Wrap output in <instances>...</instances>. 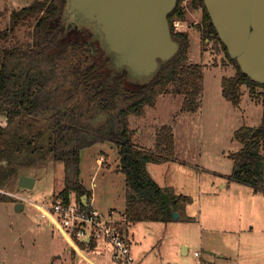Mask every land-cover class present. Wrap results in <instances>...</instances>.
<instances>
[{"label": "trees", "instance_id": "obj_1", "mask_svg": "<svg viewBox=\"0 0 264 264\" xmlns=\"http://www.w3.org/2000/svg\"><path fill=\"white\" fill-rule=\"evenodd\" d=\"M181 1L169 14L179 50L149 76H135L128 67H119L116 54L92 27L83 29L85 24L80 22L70 27L65 19L68 0H35L12 12L8 27L0 29V41L8 40L22 24L34 25L30 43L0 50V189L25 168L55 161L65 169L64 187L57 198L68 203L73 195L83 202L90 192L80 179L82 151L111 143L118 149L119 171L126 176V222L174 220L177 202H190V197L170 195L148 169L151 162L176 159L173 127L159 129L154 148L147 150L134 143L130 118L144 115L166 94L183 96V112L195 113L201 107L205 72L190 58L189 33L177 30L176 20L186 17ZM191 4L202 10L199 29L204 40L220 43L236 66L234 75L222 79L225 99L239 107L244 85L258 99L255 88L264 84L252 80L231 58L204 0H191ZM261 96L260 125L244 124L234 133L241 148L230 154L234 162L230 178L264 193ZM95 246L92 243L89 249Z\"/></svg>", "mask_w": 264, "mask_h": 264}, {"label": "rangeland", "instance_id": "obj_2", "mask_svg": "<svg viewBox=\"0 0 264 264\" xmlns=\"http://www.w3.org/2000/svg\"><path fill=\"white\" fill-rule=\"evenodd\" d=\"M34 1L0 0V29L8 27L14 10ZM181 5L186 17L176 20L177 30L189 33L190 58L202 64L205 72L201 107L195 113L183 112V96L161 95L155 107H147L142 116H131L130 122L135 131L134 143L147 150L154 148L159 129L173 127L176 159L151 162L149 167L167 193L189 196L191 200L177 202L180 217L170 223L137 222L124 227V232L128 230L132 253L139 264H196L198 260L203 264H264V193L233 181V160L229 159L241 148L234 138L235 131L244 124L261 123L264 88L256 86V99L249 86H242L239 107L227 101L222 79L234 75L236 66L220 43L204 40L199 29L202 10L194 8L191 0H182ZM33 25H20L8 40L0 41V50L30 43ZM90 26L86 24L83 29ZM119 166L118 149L111 143L82 151L80 179L90 192L91 202L102 213L112 212L122 218L126 176ZM22 175L36 179L32 189L19 185ZM64 176V165L49 161L25 168L11 184L0 189V264H117L111 247L104 242L92 250L81 249L42 220L27 202L22 211H16L21 201L5 193L42 203L60 193ZM183 246L188 248L187 254ZM196 251L200 258L195 257Z\"/></svg>", "mask_w": 264, "mask_h": 264}, {"label": "water", "instance_id": "obj_3", "mask_svg": "<svg viewBox=\"0 0 264 264\" xmlns=\"http://www.w3.org/2000/svg\"><path fill=\"white\" fill-rule=\"evenodd\" d=\"M179 0H68L69 14L95 24L97 35L115 53L119 67L135 76H149L161 61L179 50L173 38L169 14ZM220 39L242 72L264 84V0H204ZM36 179L27 175L19 185L32 189ZM84 204H89L87 195ZM23 202L16 204L22 211ZM180 217L176 211L173 219ZM186 250V246L184 247Z\"/></svg>", "mask_w": 264, "mask_h": 264}, {"label": "built area", "instance_id": "obj_4", "mask_svg": "<svg viewBox=\"0 0 264 264\" xmlns=\"http://www.w3.org/2000/svg\"><path fill=\"white\" fill-rule=\"evenodd\" d=\"M3 192V190H0ZM17 197L21 202L35 207L40 214V218L60 230L63 236L69 238L76 246L82 249H89L92 243L96 246L99 242H104L112 249V259L117 264H139L131 249L124 227L126 219L115 216L112 212L102 213L92 205L80 202L75 196H71L70 202L53 196L49 200L37 203L5 192ZM123 215V214H122ZM128 223V222H127ZM95 246V247H96ZM196 258H200V252L194 253ZM196 264H203L198 260Z\"/></svg>", "mask_w": 264, "mask_h": 264}, {"label": "crops", "instance_id": "obj_5", "mask_svg": "<svg viewBox=\"0 0 264 264\" xmlns=\"http://www.w3.org/2000/svg\"><path fill=\"white\" fill-rule=\"evenodd\" d=\"M223 97H224V96H223ZM224 98H225V97H224ZM227 101H228V100H227ZM231 104H232V103H231ZM232 105H233V104H232ZM233 106H234V105H233ZM236 143H237V142H236ZM238 144H239V143H238ZM239 146H240V145H239ZM176 147H177V143H176ZM236 147H237V146H236ZM237 148H238V147H237ZM237 150H239V149H237ZM229 159H231L230 156H229ZM98 161H99V163H101V160L98 159ZM231 161H232V159H231ZM176 163H177V162H176ZM233 166H234V162H233ZM148 169H149V172L151 173L149 165H148ZM151 175H152V173H151ZM27 176H29V175H27ZM152 176H153V175H152ZM153 178H154V176H153ZM154 179H155V178H154ZM233 181H234V180H233ZM223 186H225V185H223ZM87 201H88V203H89L90 205H92L93 207H95V206L93 205V203L91 202L90 197H89V199H87ZM125 208H126V200H125ZM124 211H125V209H124ZM124 211H123V212H124ZM123 212H121V213L123 214ZM143 222H144V221H143ZM136 223H137V222H136ZM169 223H170V222H169ZM130 224H133V223H130V222L127 223V222H126V224H125V228H126V227L128 228V227L130 226ZM125 233H126V236H127V239H128V238H129V237H128V235H129V234H128V230L125 231ZM128 241H129V243H130V245H131V248H132V244H131L130 240H128ZM98 245H99V244H98ZM98 245H97V246H98ZM97 246H96V247H97ZM96 247H95V248H96ZM184 247H185V246H183V248H184ZM184 250H185V248H184ZM187 252H188V248H186V250H185V254H187ZM82 255H83V254H82ZM161 264H163V263H161ZM173 264H178V263L175 261Z\"/></svg>", "mask_w": 264, "mask_h": 264}, {"label": "flooded vegetation", "instance_id": "obj_6", "mask_svg": "<svg viewBox=\"0 0 264 264\" xmlns=\"http://www.w3.org/2000/svg\"><path fill=\"white\" fill-rule=\"evenodd\" d=\"M65 19L68 21V25L70 27L75 25V24H78L77 22H80V24H78L80 26L83 25V24H85V25L86 24H92V23H87V22L82 21L81 19L76 17L73 13L69 14V9L67 10V15H66ZM92 25H93L92 27L95 28V24H92Z\"/></svg>", "mask_w": 264, "mask_h": 264}]
</instances>
